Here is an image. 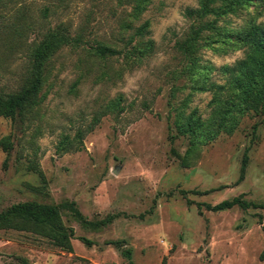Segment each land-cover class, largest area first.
Here are the masks:
<instances>
[{
	"label": "rangeland",
	"instance_id": "obj_1",
	"mask_svg": "<svg viewBox=\"0 0 264 264\" xmlns=\"http://www.w3.org/2000/svg\"><path fill=\"white\" fill-rule=\"evenodd\" d=\"M49 5L43 26L63 24L83 43L57 51L39 103L24 117H0V210L23 201L56 205L73 233L71 250L0 229V264H264V208L256 206L264 203V111L247 112L230 134L192 143L180 129L211 111V92L184 74L175 48L190 23L185 8L196 2L143 0L137 15L133 0ZM253 21H264V0L219 24L234 31ZM143 39L154 43L144 57ZM100 44L116 53L94 56L89 47ZM227 48L208 42L199 53L203 75L219 84L218 68L244 54ZM23 62L0 66V94L20 83ZM234 197L250 205L210 209Z\"/></svg>",
	"mask_w": 264,
	"mask_h": 264
},
{
	"label": "trees",
	"instance_id": "obj_2",
	"mask_svg": "<svg viewBox=\"0 0 264 264\" xmlns=\"http://www.w3.org/2000/svg\"><path fill=\"white\" fill-rule=\"evenodd\" d=\"M44 1H47L44 2ZM66 0H0V66H7L17 60H24V71L20 83L11 91L0 94V117L15 119L39 103L40 92L47 79L52 59L61 48L81 46L80 36L70 37L63 24L56 27L43 26L52 7ZM196 8H185L184 15L190 20L183 35L175 41V48L185 59L188 71L184 74L196 76V81L211 92V111L205 120L191 115L180 124V129L190 135V143L200 138L214 137L218 132L232 133L240 119L249 111H264V21H253L242 30H232L220 25L227 15L235 14L252 0H194ZM40 3L39 5L37 3ZM135 15L143 10V0H133ZM147 24L137 29V35L144 36ZM36 36L31 38V35ZM220 41L224 50L228 44L243 50V57L232 64L218 68L225 82L211 81L203 75L206 69L201 64L200 50L205 43ZM152 40L143 39V57L153 50ZM98 58H108L116 53L108 45L89 47ZM132 54L125 53L130 59ZM205 134L207 136H205ZM6 154L10 150L9 137L2 139ZM188 150L191 151V148ZM185 157H183V161ZM246 153L241 164L242 179L246 168ZM247 207L250 203L234 197L223 200L210 209L223 210L233 206ZM209 206V205H208ZM264 208V203H259ZM0 229L26 230L52 239L55 245L71 250L70 237L63 227L60 210L56 205L36 201H23L0 210ZM85 242H89L84 239ZM126 253L130 256V250ZM129 264H133L130 260Z\"/></svg>",
	"mask_w": 264,
	"mask_h": 264
}]
</instances>
